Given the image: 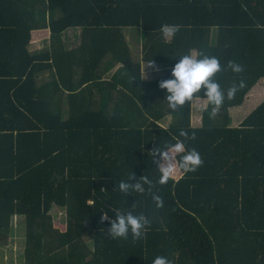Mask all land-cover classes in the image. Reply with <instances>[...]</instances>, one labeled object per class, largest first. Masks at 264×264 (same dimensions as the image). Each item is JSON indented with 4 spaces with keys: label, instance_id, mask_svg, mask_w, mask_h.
I'll return each instance as SVG.
<instances>
[{
    "label": "trees",
    "instance_id": "16d2710c",
    "mask_svg": "<svg viewBox=\"0 0 264 264\" xmlns=\"http://www.w3.org/2000/svg\"><path fill=\"white\" fill-rule=\"evenodd\" d=\"M166 24L179 26L174 37ZM39 30L49 37L32 51ZM127 35L141 39L139 61ZM192 50L223 69L210 78L225 96L211 118L203 86L175 110L159 87ZM141 63L160 72L143 80ZM263 80L264 0H0V251L19 217V264H264V98L236 126L229 111ZM195 97L207 100L199 126ZM177 140L204 163L161 184L160 153ZM141 177L142 194L119 190ZM117 213L150 224L113 239Z\"/></svg>",
    "mask_w": 264,
    "mask_h": 264
},
{
    "label": "clouds",
    "instance_id": "9594fccd",
    "mask_svg": "<svg viewBox=\"0 0 264 264\" xmlns=\"http://www.w3.org/2000/svg\"><path fill=\"white\" fill-rule=\"evenodd\" d=\"M163 35L167 38L175 36L176 32L179 31L178 25H163L161 29ZM202 54L192 50L188 55L181 57L178 63H176L172 69L173 79L161 81L159 87L166 89L168 95L166 97L169 108L175 110L178 106H182L186 100L190 99L193 93H196L203 86L206 88L205 95L207 96L208 103L214 105L210 118L214 117L220 107L222 106L225 96L218 83L213 82L210 78L215 73L222 71V66L218 58L212 56H204L198 58ZM151 66V65H150ZM227 68L234 73L243 72V66L235 61H228ZM243 81H240L239 86H233L228 89V99L233 98L238 87H243ZM179 135L186 139H195L193 133L189 137L188 133L181 130ZM185 144L181 140L169 147L168 152H161V162H158V168L160 172L159 183H167L168 180L179 170L185 173L195 172L204 163L200 153L195 149L188 150L181 159L177 162H170L169 153L179 154L185 153ZM151 181L147 177H141L140 181L134 184L126 182H120L118 187L121 192H128L129 189L138 193L145 191L144 184H150ZM153 199L156 201L157 207L163 206V200L154 196ZM150 224V221L144 215H133L117 213L116 219L111 222L109 228V235L113 238H127L129 230L131 231L133 239H139L143 235V231ZM152 264H172V261L166 256L158 255L152 260Z\"/></svg>",
    "mask_w": 264,
    "mask_h": 264
},
{
    "label": "rangeland",
    "instance_id": "374dc122",
    "mask_svg": "<svg viewBox=\"0 0 264 264\" xmlns=\"http://www.w3.org/2000/svg\"><path fill=\"white\" fill-rule=\"evenodd\" d=\"M39 35L37 33V35L33 34L31 36V40H34V47L36 49V47H40V44L37 43V41L39 40ZM132 38V36H128V39ZM130 44H133L131 50H132V55L133 57L137 54V52H139V44L140 43H136L135 41H133V39L129 40ZM135 44V45H134ZM168 70L170 68H167ZM141 72H142V79L143 80H152L154 79L158 73L160 72V70L154 69L152 67V65H145L142 64L141 65ZM105 78V77H104ZM264 91V80L263 81H259L257 83V87H256V91ZM257 95H259V92H253L251 95H249L248 100L240 106L237 107L235 109H232L234 111H231V116L233 117V120L236 119V117L238 116L236 112H239L240 116L239 117H245V115H247L246 113L251 111L254 106L256 104H258L260 102V100H262V97L264 98V92L263 94L259 95L260 97H258ZM207 102L206 100L203 101L201 99H191V114H190V123L193 126H199L200 125V112L201 110L206 106ZM243 113V114H241ZM170 121V118L168 117L167 120H162L161 124L162 126H167L168 123ZM170 156V162H176L174 156L175 154L173 153H169ZM178 175V173H174V175L172 176V178H176ZM51 214L53 215L52 218V226L56 229L59 230H63L64 229V222H63V213H61L59 210H52ZM22 219L19 217H14L12 219V226H11V231L8 235L7 241L9 246L4 247L3 250L0 251V264H19L18 263V250L20 249L19 247V243L21 241H23V226H22ZM12 244L13 249H10V246ZM21 250V249H20Z\"/></svg>",
    "mask_w": 264,
    "mask_h": 264
},
{
    "label": "crops",
    "instance_id": "0c3cea01",
    "mask_svg": "<svg viewBox=\"0 0 264 264\" xmlns=\"http://www.w3.org/2000/svg\"><path fill=\"white\" fill-rule=\"evenodd\" d=\"M37 33H38V35L40 36L39 37V40L37 41V43H36V45L39 43L40 45H41V43L42 42H44L45 40H48V37H49V34H48V31L47 30H39V31H33L32 33H31V36L33 35V34H35V35H37ZM128 36H130V35H127V41H128ZM132 36V38H129V40L130 39H133V37L135 36V35H131ZM74 39V37L73 38H70V32H65L64 34H63V40H64V43H65V45H67V46H71L74 42H75V39ZM70 40H71V42H70ZM135 42H137V43H140L141 44V39H139V40H134ZM130 44V43H129ZM132 46H133V44H131ZM132 46L130 47V49L132 48ZM39 47H36V49H38ZM30 50H35V47H34V40H31V44H30ZM131 52H132V50H131ZM140 54H141V52L139 51V52H137V54L134 56V58H135V60H137L138 59V61H139V59H140ZM142 64H144V63H141V65ZM105 78H108V76H104ZM253 92H259V95H261V94H263V92L264 91H262V90H260V91H256V87H254L251 91H250V93L248 94V96L247 97H249V95H251ZM259 95H257L258 97H260ZM193 99V98H192ZM194 99H201V98H197V97H195ZM262 99H263V97H262ZM201 100H203V101H205V99H201ZM206 102H207V100H206ZM192 109V108H191ZM235 109V108H234ZM230 112L231 111H234V110H232V109H230L229 110ZM237 113V115H238V120H236V122H233L232 121V126H236L237 124H239L240 122H241V120L244 118V117H239L240 116V114H239V112H236ZM241 114H243V113H241ZM247 114V113H246ZM201 122V121H200ZM193 126V125H192ZM176 155V154H175ZM174 158H175V156H174ZM177 173H178V175H177V177L176 178H173V179H178L180 176H181V171L179 170V171H177Z\"/></svg>",
    "mask_w": 264,
    "mask_h": 264
}]
</instances>
